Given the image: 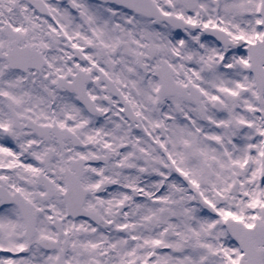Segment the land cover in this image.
Wrapping results in <instances>:
<instances>
[{"label": "snow or ice", "instance_id": "1", "mask_svg": "<svg viewBox=\"0 0 264 264\" xmlns=\"http://www.w3.org/2000/svg\"><path fill=\"white\" fill-rule=\"evenodd\" d=\"M0 264H264V0H0Z\"/></svg>", "mask_w": 264, "mask_h": 264}]
</instances>
